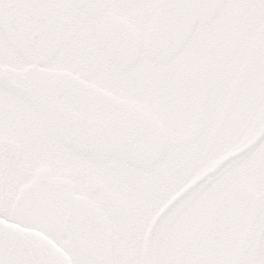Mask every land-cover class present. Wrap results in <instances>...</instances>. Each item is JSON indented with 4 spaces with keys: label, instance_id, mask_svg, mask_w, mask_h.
Wrapping results in <instances>:
<instances>
[{
    "label": "snow or ice",
    "instance_id": "1",
    "mask_svg": "<svg viewBox=\"0 0 264 264\" xmlns=\"http://www.w3.org/2000/svg\"><path fill=\"white\" fill-rule=\"evenodd\" d=\"M0 264H264V0H0Z\"/></svg>",
    "mask_w": 264,
    "mask_h": 264
}]
</instances>
